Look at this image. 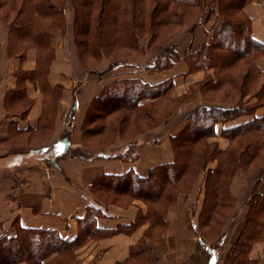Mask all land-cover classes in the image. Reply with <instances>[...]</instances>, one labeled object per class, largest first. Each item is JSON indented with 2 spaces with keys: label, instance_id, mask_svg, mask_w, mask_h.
I'll list each match as a JSON object with an SVG mask.
<instances>
[{
  "label": "trees",
  "instance_id": "trees-1",
  "mask_svg": "<svg viewBox=\"0 0 264 264\" xmlns=\"http://www.w3.org/2000/svg\"><path fill=\"white\" fill-rule=\"evenodd\" d=\"M13 1L9 0V3ZM249 1L167 0L163 4L155 1L154 7H151L148 12L143 7L144 4L141 0H70L73 9L72 31L76 51L80 59L84 60L87 55L93 56L94 51L101 54L100 50H110L114 45L120 44L124 48L137 46L136 34L139 32L136 33L135 29L139 25L145 26L143 19L147 18L148 15L152 21V27L170 20L171 13H165L159 17L158 10L164 11L168 2H172L187 7L196 6L200 8L199 16L193 23L194 27L202 21H208L213 16L217 17L220 23L205 31L206 39L195 48L188 47L182 58L173 45L166 47L165 50L152 58L151 65L146 67L148 73L162 72L183 60L188 66L186 73H192L198 69L215 70L216 76L213 79L208 77L209 79L205 81L204 85L211 83L216 86L220 81L218 71L221 72L234 67L239 62L246 61L244 64L249 65L250 63L258 73L264 75V70H260L255 63L256 58L264 53V44L251 36V21L244 11V7ZM5 2L3 3L5 4ZM23 3L31 6L28 8L33 14L20 7L14 16H10V13L9 16H6L3 8L6 5L0 4V19L9 27L8 53L22 59L29 48L36 50V69L32 73L17 72L18 86L13 94L23 97L24 90L21 82L27 78L37 79L44 91L50 92L49 94L55 104L62 88L50 87L46 82L48 66L53 59V51L49 45V31L52 26L64 27L66 0H61L59 5H56L55 1L52 0H22ZM262 4L264 8V0ZM21 18L23 19L21 20ZM38 19L42 22L37 23ZM96 47L101 48L99 50ZM122 64L131 65L124 59H116L109 63L107 70L111 71L117 65ZM224 83H229V80L226 79ZM243 84L238 86L240 91L244 90ZM173 88L172 78H166L153 84L144 82L139 78L113 80L105 85L102 91L90 102L82 123V136L85 138L87 135L99 134L101 130L106 132L105 129L108 127L115 128L114 131L122 135L124 128L120 123L128 119L129 111L140 114V118L148 117L149 112L142 110L143 107L154 105L155 101L168 95L171 97L170 93ZM262 96H264V91L261 86L256 92V98L259 100L263 98ZM241 98L225 105L220 103L200 104L187 112L184 115L186 122L181 130L169 136L173 160L151 167L146 176H139L133 169H129L123 174H101L97 176L89 184V188L93 193H97L98 198H94L95 203L86 205L83 216L77 218V230L73 238L65 239L55 230L20 226H15L11 231L0 235V264H15L20 261L29 264H45L54 260L65 250L66 252L75 251L88 240L109 237L122 232L131 233L145 222H149V226L144 232V237L159 239L165 229L164 214L168 205L176 192L184 190L177 188L179 180L187 175L189 177V173L192 174L191 176H197L201 166L205 164L207 152L199 154V150L195 149L198 141L218 136L216 124H225L245 116L251 117V119L223 128L219 135L227 137L230 141L238 135L244 137L251 133L264 132V112L256 115V105L247 106ZM170 99L173 101L176 100V97ZM74 104L75 101H73L69 113H72L75 108ZM24 105L25 108L23 109L26 111L29 102L27 101V104ZM121 109H126L129 114L125 112L116 127L115 125L107 126L104 124L96 130L93 128L97 126H90L102 119L104 115L113 114ZM59 142L63 143L64 146L62 152L53 159H44L46 164L57 168L58 161L67 156L83 161L95 157H122V154L106 156L99 152L95 155L83 149L73 148L68 143L67 134H62ZM251 144L252 142L246 144L245 147L248 148ZM261 144L262 142L256 140L253 146L256 149ZM209 153L210 158L213 159L218 152L212 148ZM238 161L240 158H235L231 152L227 161L229 167L220 168L218 165L216 169L206 173L203 207L199 214V223L194 227L195 233L199 237H212L213 228L217 230L215 235L220 232L226 210L230 207V202L227 200L231 201L229 192L227 194V189H225L228 186L223 184L224 173L230 177ZM99 194L115 195L116 197L119 196L120 199L117 203L116 200L107 201L104 197L101 199ZM134 199L145 203L147 211L144 214L139 211L134 221L126 227L99 228L96 226V219L106 216L104 203L127 206ZM162 200H165L163 212L159 210V207L162 206L160 204ZM247 202L256 214L260 206L264 205V195L259 193L257 188H254ZM147 203H151L152 206ZM221 209L224 211L220 214L218 210ZM262 229H264V220L258 223L253 220V216H247L235 243L224 253V264H256L255 260L248 258V253L251 249L252 239L262 233ZM144 237L130 246L129 256L125 261L116 264H143L148 261L150 247ZM198 245L199 248H203L205 242L199 238ZM27 247L30 249H26ZM73 254L75 255V252Z\"/></svg>",
  "mask_w": 264,
  "mask_h": 264
},
{
  "label": "crops",
  "instance_id": "crops-1",
  "mask_svg": "<svg viewBox=\"0 0 264 264\" xmlns=\"http://www.w3.org/2000/svg\"><path fill=\"white\" fill-rule=\"evenodd\" d=\"M262 2L263 0H250L244 11L251 21V36L264 44ZM64 16V30L56 26L49 31L53 59L48 66L46 82L50 87L62 88L55 104L50 92L44 91L37 79L27 78L21 82L23 97L13 94L18 86L17 72L32 73L36 69V50L29 48L22 59L10 55L9 27L0 19V235L20 226L55 230L61 237L71 239L76 234L77 218L83 216L86 205L96 201L88 192V187L97 176L123 174L133 169L143 177L151 167L173 160L169 136L181 129L184 122L176 127L173 124L165 129L155 128L131 141L117 138L106 149L93 151L96 155L101 152L106 156L122 154V157H95L83 161L67 156L58 161V169L46 164L44 151H53L55 147L60 149L58 141L68 123L72 124L69 129L70 146L88 149L81 140L83 118L90 102L105 85L116 79L139 78L153 84L172 78L174 89L178 91L200 75V71L186 73L188 66L183 60L159 73L146 71L152 59L132 61L131 65H117L111 71L107 70L108 60H102L92 69L96 73L83 70L76 55L69 2L64 7ZM213 25L214 16L195 28L197 37L182 33L181 36L187 38V45L174 46L180 57H183L188 47L195 48L204 41L207 37L205 31ZM200 36L202 39L198 44ZM257 63L264 70V59ZM99 72L104 73L98 74ZM27 101L29 107L24 111ZM73 101L76 103V110L70 121L69 112ZM256 115L260 113L257 111ZM249 119L251 117L245 116L225 124L218 123L215 126L216 132L219 136L223 128ZM220 141L223 142V138ZM51 155L47 158L55 157L53 153ZM254 181L251 176L246 177L240 173L234 176L230 185L234 198L233 207L222 222L220 232L213 238L206 239L203 248H199V235L194 230L199 221L204 196L200 176L188 195L180 194L177 203L167 208L164 214L165 229L159 239L144 237L149 226V222H145L131 233L122 232L89 240L77 251L78 264L123 262L129 256L130 246L142 237L150 247L149 259L143 264H224V253L227 250L221 253L223 250L219 244L230 248L235 243L244 223V203ZM258 192L264 195V179ZM104 209L106 216L96 219V226L99 228L126 227L134 221L139 211L143 214L146 212L145 205L137 199L125 207L110 205L104 206ZM214 245L220 250L217 251ZM248 258L264 264V241L254 243Z\"/></svg>",
  "mask_w": 264,
  "mask_h": 264
},
{
  "label": "rangeland",
  "instance_id": "rangeland-1",
  "mask_svg": "<svg viewBox=\"0 0 264 264\" xmlns=\"http://www.w3.org/2000/svg\"><path fill=\"white\" fill-rule=\"evenodd\" d=\"M52 1H55L56 5H59L61 2V0H58V1L52 0ZM141 1H143V4H144L143 7H145V10L148 12L151 7H154L155 1L161 4L167 2V0H153V2L152 0H141ZM3 2H5V4ZM66 2H69V5L71 7L70 0H66ZM0 4L6 5L3 7L4 13L6 12V16H9V15L14 16L20 7L21 8L23 7L26 12H31V14H33L32 11L28 8V6L30 5L29 4L25 5V3L22 4V0H14L13 2H10V3H9V0H0ZM199 9L200 8L196 6L187 7L181 4H175L172 2H168L167 8H164L165 12L159 9L158 14H159V17H162L163 14L165 13L167 14L171 13L172 15H170V20H166L164 21V23L160 22L161 24H159L158 26L152 27L151 25L152 21H150V18H148L149 17L148 15L147 18L143 19L145 22V26L141 27L139 25L138 28L135 29L136 33L137 31L139 32V34H136L137 46H132V47L130 46L129 48H124V47H121V45L119 44V45H114L112 48H110V50L109 49L100 50L101 47H96V49L98 48L101 51V54L99 51H98L99 54L97 53V51L96 52L94 51L93 56L87 55L84 58V60L80 59L76 51L78 64L83 70L91 71L92 69L94 70V68L97 67L102 60H108L109 63L116 59H124L125 61L130 62V63H132V61L144 62L148 59L154 58L156 55H158L163 50H165L166 47H169L171 45L175 46V44H180V46L184 47L185 45H187V40H186L187 38L185 36L182 37L183 35L191 34L197 37L195 28L198 25L194 27L193 23L196 17L199 16L198 14L200 12ZM71 10H72V17H71V27H72L73 9L71 8ZM173 14L175 15L174 17H173ZM23 15L25 16V13ZM22 19L23 18H21V20ZM39 22L41 23L42 21L38 19L37 23ZM217 23L219 24L220 20H218L216 17L215 24L217 25ZM65 24H66V18L64 16V27L63 28L60 27L62 30H64ZM52 27H56V26H52ZM182 33L184 34L181 36ZM201 39H202V36H200L197 39L198 44L200 43ZM176 41H178V43ZM261 59H264V53L260 54L255 60L256 66L260 70L262 69L259 67L257 61ZM244 62L246 61L239 62L237 65H234V67L227 68L225 70H222L221 72L218 71V78L220 81L218 84H216V86L211 84L209 81H208L210 83L209 85H204L205 81L209 79L208 77L213 79L216 76L215 70L198 69L197 71H200L199 73L200 75H197L196 79L188 83L186 86H184L183 89L180 88L177 91L173 88L170 93L171 97L168 95L169 97L166 96L167 98L165 97V98L159 99L158 101H155L154 105L143 107L142 110H146L149 112V115L146 118H140L141 117L140 114L132 113V111H129L130 112L129 114L128 112H126V109H121V110H117L118 112H115L113 114L104 115L102 119L97 120L95 123H93V125H90V126H97L93 128V129L96 128V130L97 128H100L101 125H104V124L107 126L115 125L116 127V125H118L120 121L122 120L123 114H125L126 112L129 114L128 119H125L120 123V125L124 128L122 135L117 134L116 131H114L115 128L113 129V128L108 127L105 129L107 130L106 132L104 130H101V133L99 134H95L92 136L87 135L84 138L82 136L83 133H82V126H81V140L84 143V145L88 147V149L86 148L83 150H85L86 152H88L89 150L90 153L91 152L93 153V151L106 149V147L112 145L116 141L117 138H119L122 141H131L136 137L143 136L144 134L150 131L152 132V130L155 128L160 130L162 127L165 129L173 124H174V127H176L180 122L182 123L184 122L185 124L186 121L184 119V115L190 111L189 108L192 109L198 104L220 103V104L225 105V104L233 103V101H236L240 97H242L241 99L243 103H245L247 106L256 105L257 107L256 112L258 111V113L262 114L264 112V96H262L263 98L258 100L256 98V92L261 86L264 91V75H262L261 73H258L256 69H254L251 66L250 63L249 65H246L244 64ZM193 72H196V71H193ZM226 79L229 80V83H224ZM241 83H244L242 85L244 87L243 91H240V89L238 88V86L241 85ZM173 97H176V100L171 101L170 98H173ZM210 102H213V103H210ZM74 106L76 107V103L74 104ZM71 108H72V105L70 107V110ZM75 110L76 109L74 108L72 113H69L70 121L73 119ZM71 126L72 124L70 123V125H68L62 133V134H67L68 143H69V138H70L69 129L71 128ZM180 130L181 129H179L176 133H178ZM259 133L260 132L251 133L244 137H242V135H238L234 140H230V141L228 140L227 137L223 135L208 137L207 139L203 141H198V143L195 145V149L199 150L198 151L199 154L203 152H207L206 153L207 158L208 157L209 158L208 159L206 158V161L204 162L205 164L201 166L200 171L198 172L197 176L195 177L191 176L192 174L189 173L190 178L187 175L184 178H181L179 180L177 188H181L184 190H180L176 192L170 204L175 205L177 203V199L180 194L188 195L191 192L194 184L197 183V180L200 178V176H202V184L204 185L206 173L208 171L210 172L211 170L216 169L218 165L220 168L229 167L227 166L229 153L231 154V152H233V155L235 156V158L236 157L240 158V161H238L235 164V169L230 177L227 176L225 173H224L225 176L223 177L224 178L223 184H227L228 187H226L225 189H227V194L229 192V195L231 197V201L227 200L230 202L229 204L230 207L226 210V216H225V219H226L234 203V198L232 197V194L230 191V185H231V182L234 176L238 173L243 174L246 177L251 176L252 179L255 180L252 190L254 188H257V191H258V188L260 187L261 182L264 179V132L260 134ZM220 138H223V142L220 141ZM254 139L262 142V144L256 149L253 146L254 141H256ZM250 142H252L251 146L246 148L245 145ZM103 143H106V144H104L103 146H100ZM58 147H60V149H57V147H55L53 151L51 149L48 151H44L45 152V153L43 152L44 156L47 158V156L51 155L52 153L55 156H57L63 150V147H64L63 143H60L58 141ZM212 148L216 149V151L218 152L216 154V157H214L213 159L210 158L211 155L209 153L210 150H212ZM78 149H81V148H78ZM52 167L54 166L52 165ZM54 168L58 169L57 167H54ZM88 192L93 198L95 199L98 198L97 193L96 192L93 193L89 187H88ZM99 195L101 199H103L104 197L106 198L107 201L116 200L115 201L116 203L120 199L119 196L116 197L115 195H109V194H99ZM204 196H203V202H204ZM203 202H202V207H203ZM116 203H104V205L105 207L110 206V205L119 206V205H116ZM164 203H165V200H162L160 202V204H162V206L159 207V210H161V212H163L164 210V206H163ZM143 204L145 205V203ZM149 205L152 206L151 203ZM244 206H245L246 213H245L243 222H245V219L247 216H253V220L258 223L264 220V205L260 206V209L256 214H254V210H252V208L248 205L247 201L244 203ZM121 207H125V206H121ZM145 208L147 211L146 205H145ZM218 211L221 214L223 213L224 210L221 209ZM217 218L219 217L217 216ZM242 227L240 228L239 234L242 230ZM216 231H217L216 228H213V230L211 231L213 233L212 237L210 236V237L205 238V237L200 236L199 238L203 242H206V239L213 238L214 236L217 235V234L215 235ZM261 231L263 232L260 233L258 236H255L254 239H252L253 242H252L251 247L256 242L260 243L264 241V229H262ZM93 240H97V239H93ZM88 241H86L85 243H87ZM84 245L85 244L83 243V245L75 249V251L69 250L66 252L65 250L64 252H61L58 256H56L54 260L49 261L45 264H78L76 254H77V251L80 248H82ZM219 245L221 246V249L223 250L221 253L229 249L225 246H222V244H219ZM213 247H216L217 251L220 250L217 248V245H214ZM26 249H30V248L27 247ZM73 252H75V255L73 254ZM21 262L24 264H29L24 261H20L15 264H18ZM255 262L256 264H258L257 261Z\"/></svg>",
  "mask_w": 264,
  "mask_h": 264
}]
</instances>
